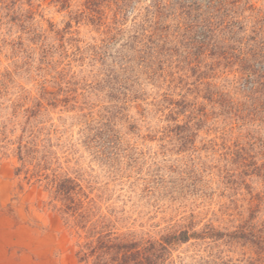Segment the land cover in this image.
I'll use <instances>...</instances> for the list:
<instances>
[{
  "label": "rangeland",
  "instance_id": "374dc122",
  "mask_svg": "<svg viewBox=\"0 0 264 264\" xmlns=\"http://www.w3.org/2000/svg\"><path fill=\"white\" fill-rule=\"evenodd\" d=\"M245 1L264 17V0ZM94 2L103 17L89 0H0V264H82V239L32 176L40 158L117 234L221 235L173 246L167 264H264V107L177 17L152 54L153 0Z\"/></svg>",
  "mask_w": 264,
  "mask_h": 264
},
{
  "label": "trees",
  "instance_id": "16d2710c",
  "mask_svg": "<svg viewBox=\"0 0 264 264\" xmlns=\"http://www.w3.org/2000/svg\"><path fill=\"white\" fill-rule=\"evenodd\" d=\"M203 1L153 0L146 8L145 16L152 17L156 30L151 33L155 34V37L150 43L154 46L157 42L156 46L150 47V50H154L152 54L160 57L159 50L163 49L168 41L169 35L164 32L167 27L163 26L162 19L177 17L180 20L179 28L185 27L186 30L193 31L194 34L190 37L192 46L202 49L200 54L213 57L216 65L224 62L228 70L238 73L237 81H243L251 97L255 96L257 102H260V107H264V17L259 15L257 10L253 15H243L244 11L255 9L252 5L245 7L246 1L244 5H240L242 0ZM89 2L91 7L88 8L95 14L93 17H103V11L94 9L97 3L94 0ZM121 2L117 1L113 17H119L122 12L124 14ZM232 6L235 8L231 9ZM245 17H254L249 28L246 27L248 21ZM17 155L22 167L35 160L30 156L28 147L21 145V142L17 146ZM44 165L43 158L35 161L32 176L37 177L39 182H46L51 201L60 202L58 211L66 216L68 225L75 228L78 237L82 239L76 250L77 259L82 264H167L171 261L173 246L177 244L192 238H221V235L212 229L200 234L190 232L188 228L170 229L157 240L143 241L129 235L117 234L101 216L94 219L89 205L85 204L87 195L74 180L58 175L50 178L42 172L46 168Z\"/></svg>",
  "mask_w": 264,
  "mask_h": 264
}]
</instances>
